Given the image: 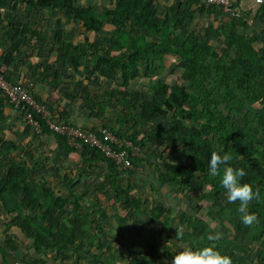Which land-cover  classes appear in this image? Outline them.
Returning <instances> with one entry per match:
<instances>
[{
    "label": "trees",
    "instance_id": "1",
    "mask_svg": "<svg viewBox=\"0 0 264 264\" xmlns=\"http://www.w3.org/2000/svg\"><path fill=\"white\" fill-rule=\"evenodd\" d=\"M7 1H17L36 10H58L62 19L79 22L85 32L93 33L97 37L104 19H109L113 29L108 37L99 36L102 43L97 38L84 39L80 45H76L66 41L64 36L59 41L57 50L60 60L70 65L71 71L79 74V83H113L117 72L121 83L108 88L106 95L109 99L129 107L131 111L135 109L133 105L139 95L129 91L127 86L135 77L139 66L145 74L151 76L161 67L166 68L168 74L179 71L180 79L186 82L190 92L158 80L152 81L151 96L148 99H140L136 115L141 123H153L157 117L169 113V131L156 127L149 136L145 135L136 142L125 134L103 128L128 140L134 147L146 145L149 137L151 142L168 150L166 155H156L162 166V169H154L157 183L168 187L177 184L176 190L181 192L182 188H188L190 181L195 178L197 182L194 187H209L207 196L213 199L211 208H214L211 215L228 231L226 237L209 241L210 234L205 221L182 213L176 218V225L190 230V235L186 238L191 242L193 250L214 245L221 255L231 258L232 264H245L242 261L243 256L249 251L248 248H254V256L258 261L259 254L264 253V53L255 37L248 38L247 35L239 33L245 23L240 18H231L213 24L201 17L192 25L194 24L195 31L208 36L205 38L197 36L194 30L187 29L181 22L180 14L188 0H162L164 9L161 14L155 10L160 0H139L138 3L132 0H109L102 17L90 7L80 6L74 10L73 0H0V6L5 5ZM258 7L261 10L264 8ZM198 10L203 14L212 15L223 9L205 7L201 2ZM186 14L193 16L190 12ZM6 23L15 26L10 21ZM28 34L36 40H43L33 29H29ZM150 34L157 35L159 42L148 40ZM214 37L226 38L222 51L217 52L212 46L209 39ZM17 53L18 43L13 39L1 57L0 67L10 65ZM0 73L3 74L1 68ZM32 93L36 98L34 87ZM245 98H259L263 101L262 107L257 109L256 113L248 114L256 124L254 127L260 134L258 138L250 126L251 121H248L243 112ZM36 100L47 107L45 102L37 98ZM81 100L89 113L95 108L104 109V103L87 98ZM214 102L223 104L225 114H219L214 109ZM4 108L22 125V136H36L37 133L23 121L22 112L5 102L0 93V123L5 119ZM50 113L53 121L76 126L60 118L56 111ZM235 117H245V127L248 128L246 134L236 123ZM203 118L209 119L212 124L200 122ZM38 121L41 127L39 134L52 137L57 149L64 154H77L83 167L75 174L69 164H61L62 171L55 177L66 190V195L62 196L58 191H54V185L47 184L44 176H40L37 181L30 176L29 164L33 159H37L32 152L21 149L20 156L14 158L13 152L19 149L11 143L3 146L5 152L0 157V212L7 223L3 224L2 231H16L17 234L10 233L4 238L5 249L0 247V254L15 262L11 252L18 247L17 235H20L31 243L36 255L44 256L45 253L52 252L56 258L65 261L68 254H73L78 260L87 244L93 240L86 239L87 235L92 234L95 238L103 235L100 224L108 214L100 206L102 199L112 195L113 201H120L119 206L128 212L138 211L141 205L147 204L146 200L129 195L133 189L130 183L124 185L121 182L123 176H132L130 170L137 159L130 152L131 168L121 170L94 148L82 145L76 150L70 147L62 137L52 133ZM197 122L199 124L195 126ZM80 128L93 130L91 127ZM213 151L221 156L226 152L230 154L232 160L228 166L242 168L247 173L241 183L251 185L254 192L259 189V199H254L248 206L249 213L257 217L252 226H245L241 222V214L237 211L239 203L232 204L226 199L225 190L220 184L223 166L217 176L209 174V160ZM47 161L46 158L44 163ZM100 167L105 170L96 175ZM94 176L98 186L95 185ZM88 178H92L90 182L86 180ZM90 183L92 185H89ZM78 185H81L83 191L79 196L76 191L73 192ZM84 196L89 197L90 207H97L90 215L88 206H83L82 212H76L79 199ZM222 198L225 201H222ZM68 206L72 210L67 211ZM152 206L149 220L160 224V236L165 238L173 227V219L166 208L158 209L155 204ZM115 216L116 231L120 232L125 219L118 212ZM248 244H254V247H246ZM239 254L241 256L237 258ZM91 258L88 264H102L99 263V257Z\"/></svg>",
    "mask_w": 264,
    "mask_h": 264
},
{
    "label": "rangeland",
    "instance_id": "2",
    "mask_svg": "<svg viewBox=\"0 0 264 264\" xmlns=\"http://www.w3.org/2000/svg\"><path fill=\"white\" fill-rule=\"evenodd\" d=\"M108 1L109 0H100L98 1V4H95L96 1L92 0L88 3L92 4L94 12L101 16L105 11V8H107L108 6ZM132 1L138 3L139 0ZM200 4V0H188L184 5V9L182 6L178 5L180 9H183L180 14V19L184 27H186L187 29L194 30V24L192 25V23L200 20L201 17L205 18V14L199 12L198 10ZM173 6L175 7L177 5ZM72 8L74 10L78 9L79 1L75 2ZM163 9L164 7L162 6V0H160V3L156 6L155 10H157L158 14H161ZM223 11L225 10L223 9ZM186 12L192 13L193 16L189 17ZM28 14H31V16L28 17L23 16V14H19L17 17L21 22L27 21L29 18L32 19V23L37 24V26L43 29V31L47 33L49 32L50 38L52 37L53 32H55V30L58 28H62L66 33H60L59 30H56L58 37L54 38L52 44H46L47 46H39L38 48H42L43 51H41V53H39L37 57V53L35 51L36 48L32 47L31 49H26V54L24 55V57L20 58L16 63L9 67V71L11 73H16L18 75L25 74L28 79H31L36 84L44 81L48 82V88L49 86L57 88V92H59L61 95H66L68 100L63 104L64 108H62V111L65 110L66 113H69V115L73 114V111H75V118H79V116L83 115L85 118H87V121L90 120L93 123V125L90 126L93 129H96L98 127H106L115 132L125 134V136L132 138L136 142H139L140 139L145 135L149 136L152 133L153 129H155L156 127L164 131H169L171 125V114L169 113H165L157 117L153 123H141L137 120L136 115L139 111L138 106L140 104V99H148L151 96L150 85H152V81L158 80L160 82L169 84L171 87H178L180 89H184L188 93L190 92L186 82L180 79L179 71L168 74V70L161 67L151 76L145 74L142 67L139 66L135 77L128 82L127 86V89L129 91L136 92L139 95L138 100L133 105L135 106V109L131 111L129 107L120 104L117 100L109 99L106 95V91L108 88L112 86L115 87L121 83L117 72L114 75L113 83L104 82L101 85H98L94 81L90 82L91 84L85 82L79 83V78H77L78 74L73 71L72 73L67 63L60 62L52 65L50 64L48 66H46V63H44V60L46 59L45 55L47 49H58L57 47H59V41L63 37L62 34L69 35L71 41L75 42L76 45H80L84 39L93 40L99 38L101 41V38L108 37L113 29L109 23V19H104L102 28L97 37L93 33L85 32L80 23L77 21L61 19L58 20L57 12L31 11ZM195 32L199 37H208L205 33H200V31ZM7 39L8 37L4 38V41H0V49L2 52L6 51L5 48L7 47ZM148 40L154 41L156 43L159 42L158 36L154 34H150L148 36ZM209 40L212 46L217 49V52L222 51L223 47L226 45V38L223 37H214L210 38ZM262 53H264L263 50ZM232 54L233 51L231 50L230 55ZM214 57L216 58L217 55H214ZM82 64L83 61L81 62V65ZM70 72L71 79H69ZM40 85H42L41 89H44L46 87L43 84ZM81 98H87L95 102L104 103V109L99 110L95 108V110L89 113L87 110L85 111V107L83 102L81 101ZM262 103V99L259 98H245L243 107L245 117L248 119V121H251L250 126L252 129H254L253 131H255L254 135L256 138H258L260 134L256 130V127H254L256 126L254 120L248 114L256 113L257 109L262 107ZM47 107L49 111H54L52 105H47ZM214 109L219 114H225L223 104L215 103ZM245 117H235L236 123L245 132L244 134H246V130L248 129L245 127ZM200 122L212 124L207 118H203ZM198 124L199 122L195 123V126H198ZM0 135H2V138L6 137L4 140L15 141V138L11 134L7 124L0 128ZM147 138L148 142L146 143V145H141L138 148L131 146L132 148L130 152L132 155L136 156L137 161L130 170L132 176L130 178H126V176H123L121 178V182L124 185L129 182L133 188L129 195L140 200H146L147 204L141 205L138 211L133 210L128 212L125 209L123 210L119 206L120 201H113L111 195L109 198L102 199L100 201L101 208L104 209L108 214L107 218L114 219L115 221V215L118 212V214L123 216L124 219L128 216H135L138 218L141 216L144 217L143 219L146 218L147 220L151 218L150 213L152 211V205L155 204L156 207L158 206V209H160L161 207L166 205L165 203H163L166 200L169 203L167 212L170 213L169 216H171L173 222L176 223V218L185 212L186 214L195 216L205 221L208 226V233L210 235H214L216 232H220L223 234V237H226V233L228 230L220 225L217 218H214L211 215L214 208H211L213 199L207 196V193L209 192L208 186H203L200 188L194 187L197 180L193 178L190 181L188 188L181 187L182 190L181 192H179L178 190H176L178 186L177 184H172V186L168 187L156 182L154 169H162L161 163L156 158V155H166L168 150L161 145H156L155 143L151 142L149 137ZM3 154L4 150L0 147V157ZM19 155L20 152L13 153L14 158H17ZM33 155L34 157L39 156V158L33 159L29 164L30 176L33 178V180L37 181L40 176H44L48 185H54V191H58L62 196L66 195V190L60 185L59 179L55 176L60 175L62 171L60 168L62 163L69 164L75 174H77L78 171L82 169L81 167H83L78 155L75 153L68 154L67 156L63 155L62 160L53 158V161H50L52 162V164L49 162H42L43 160L40 159L42 157L41 152H37V154L33 153ZM104 170V167L98 168L96 171V175L101 174L102 172H104ZM94 178L96 180V176H94ZM90 179L92 178H88L86 180L90 182ZM96 182L98 181H95V185L98 186V183ZM89 185L92 184L90 183ZM99 188L102 189L101 184H99ZM172 190H174L175 192H173ZM75 191L77 192V196H79L83 192L81 191V185L76 186L73 192ZM175 193H177L178 196H176ZM79 201V208L76 210V212H82V210H84L83 206H88L89 215L97 209V207H90V199L87 196H84L83 198L80 197ZM222 201H225V199L222 198ZM66 209L67 211H69L71 208H69L68 206ZM164 215L166 216V214ZM235 241H237V238L235 239Z\"/></svg>",
    "mask_w": 264,
    "mask_h": 264
},
{
    "label": "crops",
    "instance_id": "3",
    "mask_svg": "<svg viewBox=\"0 0 264 264\" xmlns=\"http://www.w3.org/2000/svg\"><path fill=\"white\" fill-rule=\"evenodd\" d=\"M77 1H79V7H93L92 4L88 3L92 0ZM94 1H96L95 4H98V1L100 0ZM73 2L74 3H72V6L75 4V0H73ZM0 9H3V11H0V41H4V38L8 37L6 40V51L13 42V39L18 43V53L13 62L6 67H0L3 75L12 82L23 83L27 80L31 81L33 83L36 98L45 102L47 105H52V108H54L53 110L56 111L58 116L63 120L71 122L72 124L80 127H90L93 125V123L90 120L87 121V118H85L83 115L79 116V118H75V111H73V114L70 115L69 113H66L64 109V111H62V108H64L63 104L68 101L67 96L61 95L59 92H57V88H53V86H49L48 88V82L42 81L41 83L36 84L31 79H28L25 74L18 75L9 71V67L16 63L20 58L24 57L26 54V49H31L32 47L36 48L35 51L37 53V57V55L43 51L42 48H38L39 46L52 44L54 38L58 37L56 30H59L60 33L65 32L62 28H58L55 30V32H53V35L50 38L49 32L47 33L43 31V29L37 26V24L32 23V19L29 18L27 21L21 22L17 17L19 14L29 17L31 14L28 13L31 11H52L58 13V20L73 19H62L61 12L58 10H36L32 7L27 8L22 3L17 1H7L5 5L0 6ZM235 12L237 16H234L232 14L233 12L231 13L223 10H217L212 15H208L205 12L204 13L206 20L212 22L213 24L229 20L231 18H240L242 22L245 23V25L243 28L239 29V33L247 35L248 38L252 36L255 37V39L258 41V46H260V49H262L264 52V8L261 10L257 5L254 4L253 0H237ZM7 21L12 22V24L15 26L12 27L7 25ZM29 29H33L35 32L39 33L43 37V40H36L35 38L31 37L28 34ZM62 36H66L67 39H65L66 41L68 40L69 43L75 44V42L71 41L69 35L62 34ZM5 52H2L0 49V64L1 57ZM45 56L46 59L44 60V63H46V65L64 62L60 60V53L57 49H47ZM69 68L71 70L70 65ZM71 72L69 73V79H71ZM40 84L45 85L47 88L45 87L44 89H41L42 85ZM3 116H5V119L4 122L0 123V128L7 124L11 134L15 138V141L4 140L6 137L2 138V135H0V147L3 148V150L5 149L3 146L6 143H11L16 149H19L17 152H20L21 149L36 154L37 152H41L43 158L41 157L40 159L43 160L42 162H44V160L47 158V163L49 162L51 164L52 162L50 161H53V158L62 160L63 155H68L57 149L54 140L50 136H45L42 134H36L35 137L28 135L22 136V125L19 121L15 120L14 117L11 116V113L7 108L3 109ZM163 203L166 204L163 206V208L167 209L169 207V203L166 200ZM143 218L144 217L141 216L139 218L135 216H128L125 218V222L121 225L120 232L116 231L117 220L115 219L114 221V219L106 218L100 224L103 235L99 236L98 238L93 237L92 234L87 235L86 239L89 238L93 240H90L83 253L80 254L78 260H76V257L73 254H68V259L65 261H61L60 259L56 258L52 252H47L44 254V256L36 255L31 248V243L27 240H24L22 236L17 235L18 247L13 252H11V256L15 262L8 260L6 256L0 254V264H88L92 259V256L99 257V263L102 264H165L166 261L170 262L172 258L182 250L180 247L181 244L192 248L191 242L186 238V236L190 235V230L184 228L183 240L178 241L175 239V230L179 227L175 222H173V227L171 228L168 235L165 238H161L160 224L153 223L149 219L146 220V218ZM6 223L7 220L4 218L3 213L0 212V247L2 249H5V244L3 243L4 238L10 233L17 234L16 231L3 233V224ZM253 245L248 244L246 247H252ZM255 247L257 248L258 245H255ZM248 249L249 251H247V254H245V256L242 258V261L245 264H264V253L261 255L259 254L257 261L254 256L255 251L253 252L254 248ZM240 256L241 254L237 255V258H240Z\"/></svg>",
    "mask_w": 264,
    "mask_h": 264
},
{
    "label": "built area",
    "instance_id": "4",
    "mask_svg": "<svg viewBox=\"0 0 264 264\" xmlns=\"http://www.w3.org/2000/svg\"><path fill=\"white\" fill-rule=\"evenodd\" d=\"M200 1L205 6L221 8L227 12H233L232 14L237 16L235 12L237 0ZM253 2L257 6H264V3H257L256 0H253ZM32 90L33 83L31 81L27 80L23 83L12 82L0 73V93L5 102L15 110L21 111L23 121L37 134L41 132L38 121L40 120L49 131L62 137L70 147L79 150L82 145H86L98 150L119 169L128 170L131 168L129 153L132 145L128 140L117 137L103 127L85 130L77 126L53 121L49 109L36 100Z\"/></svg>",
    "mask_w": 264,
    "mask_h": 264
},
{
    "label": "clouds",
    "instance_id": "5",
    "mask_svg": "<svg viewBox=\"0 0 264 264\" xmlns=\"http://www.w3.org/2000/svg\"><path fill=\"white\" fill-rule=\"evenodd\" d=\"M257 3H264V0H256ZM3 11V9H0ZM232 156L227 152L220 155L213 151L209 160V174L217 176L220 168L223 166V175L220 181L221 187L225 190L226 199L229 203H239L237 211L241 214L240 220L245 226H252L257 217L253 213H249L248 206L254 199H259V189L255 192L248 183H241L242 179L247 173L242 168H233L228 166ZM184 227L181 226L175 230V239L183 240ZM223 234L216 232L214 235H209V241H217L222 239ZM181 251L176 254L170 262L165 264H232L229 256L221 255L219 251L215 250L214 245L204 247L199 250H193L183 244L180 245Z\"/></svg>",
    "mask_w": 264,
    "mask_h": 264
}]
</instances>
